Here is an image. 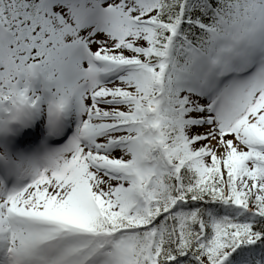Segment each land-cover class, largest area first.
I'll list each match as a JSON object with an SVG mask.
<instances>
[{
	"label": "snow or ice",
	"instance_id": "1",
	"mask_svg": "<svg viewBox=\"0 0 264 264\" xmlns=\"http://www.w3.org/2000/svg\"><path fill=\"white\" fill-rule=\"evenodd\" d=\"M0 264H264V0H0Z\"/></svg>",
	"mask_w": 264,
	"mask_h": 264
}]
</instances>
